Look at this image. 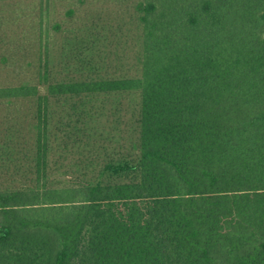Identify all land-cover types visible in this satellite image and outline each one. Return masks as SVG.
Segmentation results:
<instances>
[{
	"label": "trees",
	"instance_id": "obj_1",
	"mask_svg": "<svg viewBox=\"0 0 264 264\" xmlns=\"http://www.w3.org/2000/svg\"><path fill=\"white\" fill-rule=\"evenodd\" d=\"M56 4L0 0V264H264V0Z\"/></svg>",
	"mask_w": 264,
	"mask_h": 264
},
{
	"label": "rangeland",
	"instance_id": "obj_2",
	"mask_svg": "<svg viewBox=\"0 0 264 264\" xmlns=\"http://www.w3.org/2000/svg\"><path fill=\"white\" fill-rule=\"evenodd\" d=\"M55 2L57 3L56 4L57 6H62L64 4H69V2H71V0H55ZM18 5H19L18 10H20V9L22 10L23 4H18ZM90 7H92L94 10L95 9L98 10L97 11L98 14L95 17V20L97 22L102 23V24L104 23L106 26H109V25L112 26L113 25V27H115V26H117V23L120 22V20H122V19L128 20L127 19L128 14H124V16H123V13H121V15H119L120 14V13H118L119 7L116 4H89V8ZM82 9H83L82 13H80L78 17L74 18L73 21L75 23H81V22H84L87 20L86 10H85L86 8L84 9V6H83L81 8V10ZM125 15H127V17H125ZM110 35L111 34H109V32H108L109 38H112V37H110ZM115 39L116 38H114V40ZM112 41H113V39H109V42H112ZM8 42L10 44L8 47L10 52H14L16 50H18V51L22 50L23 51V45H22L21 40H19V42H17V43L15 41H13V39L8 40ZM109 42L106 43L107 44L106 47L102 48L103 52H104V50H106L105 55H109L111 52L113 53L117 50V48H115V45H113V44L110 45ZM105 57H107V56H105ZM109 58L113 59L114 56L111 55V56H109ZM124 99H125V97H122V99L117 98V97H115V98L114 97H109V98L101 97L102 104L104 105V103H106V106H103V108H106L108 110L112 108L113 104L117 105L120 103L121 100L124 101ZM124 102L127 103V101H124ZM93 103L96 106H100V105H97V103H98L97 100H94ZM80 106H81V104L79 105V107ZM28 107H29L28 102L27 103L20 102V103H17L15 105H11V106H6L3 104H0V146L4 143L5 139L6 140L16 139L17 138V132L22 131L28 127L29 120L31 117V111H28V109H27ZM109 113H110V111L106 110V112H105L106 117L103 116L105 118H101L104 123H106L108 121L106 118L108 117ZM26 116H27V118H26ZM19 117H21V118L19 119ZM112 119L114 120L113 117H112ZM17 139L23 140L22 138H17ZM24 161L25 160L22 157V154L18 155L17 151L13 152V155L8 154V155H3V156H2V151H0V165H2L3 163L5 164L6 167H8L10 165L9 168L11 169V171L14 170L15 164H22V163H24ZM8 178H10V177H8Z\"/></svg>",
	"mask_w": 264,
	"mask_h": 264
}]
</instances>
